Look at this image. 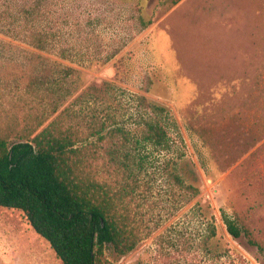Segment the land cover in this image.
I'll list each match as a JSON object with an SVG mask.
<instances>
[{"label": "rangeland", "instance_id": "obj_1", "mask_svg": "<svg viewBox=\"0 0 264 264\" xmlns=\"http://www.w3.org/2000/svg\"><path fill=\"white\" fill-rule=\"evenodd\" d=\"M174 1L43 0L36 28L66 50V58L47 55L79 72L64 107L83 96L136 135L146 113L140 97L166 109L170 147L142 148L132 205L152 233L125 256L108 246L107 256L114 264H264V0ZM36 2L0 0V44L12 50L0 54L1 91L30 78L29 59L12 57L33 49L11 29L23 30L15 15ZM140 16L153 23L143 28ZM224 214L263 252L248 235H231ZM0 264L62 262L22 212L0 206Z\"/></svg>", "mask_w": 264, "mask_h": 264}, {"label": "trees", "instance_id": "obj_2", "mask_svg": "<svg viewBox=\"0 0 264 264\" xmlns=\"http://www.w3.org/2000/svg\"><path fill=\"white\" fill-rule=\"evenodd\" d=\"M42 5L37 0L23 8L14 18L23 30L11 29L33 50L19 48L24 54L12 57L29 59L22 66L29 68V80L17 78L0 90V206L22 212L62 264H114L108 246L125 256L152 233L132 205L147 158L142 148L170 147L166 109L140 97L146 113L136 135L83 96L64 107L78 91L79 72L47 55L66 58V50L58 49L55 34L36 28L45 16ZM140 21L143 28L153 23L143 16ZM7 51L1 43L0 54ZM224 221L235 238L245 234L258 245L236 219L224 214Z\"/></svg>", "mask_w": 264, "mask_h": 264}]
</instances>
